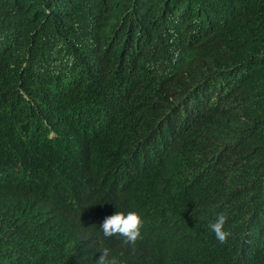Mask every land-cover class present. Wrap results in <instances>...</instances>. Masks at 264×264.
Listing matches in <instances>:
<instances>
[{"label":"trees","instance_id":"16d2710c","mask_svg":"<svg viewBox=\"0 0 264 264\" xmlns=\"http://www.w3.org/2000/svg\"><path fill=\"white\" fill-rule=\"evenodd\" d=\"M104 248L264 264V0H0V264Z\"/></svg>","mask_w":264,"mask_h":264},{"label":"clouds","instance_id":"9594fccd","mask_svg":"<svg viewBox=\"0 0 264 264\" xmlns=\"http://www.w3.org/2000/svg\"><path fill=\"white\" fill-rule=\"evenodd\" d=\"M228 216L223 212H217L214 219L210 220L207 228L214 233L215 239L220 244H227L232 232L225 228ZM100 228L105 237L119 236L123 238L126 245L135 246L137 241L142 238L143 220L136 210L121 211L117 210L104 218ZM99 259L95 264H121V261L112 255L109 249L101 251Z\"/></svg>","mask_w":264,"mask_h":264}]
</instances>
